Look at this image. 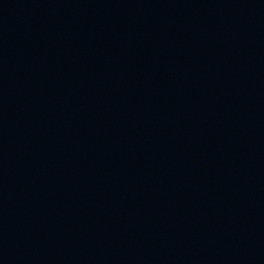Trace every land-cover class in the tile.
<instances>
[{"label": "water", "instance_id": "1", "mask_svg": "<svg viewBox=\"0 0 264 264\" xmlns=\"http://www.w3.org/2000/svg\"><path fill=\"white\" fill-rule=\"evenodd\" d=\"M0 264H264V0H0Z\"/></svg>", "mask_w": 264, "mask_h": 264}]
</instances>
